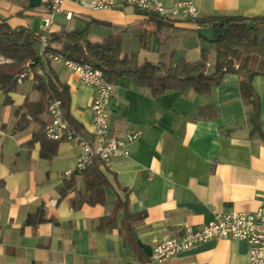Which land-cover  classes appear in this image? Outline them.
<instances>
[{"label":"crops","instance_id":"0c3cea01","mask_svg":"<svg viewBox=\"0 0 264 264\" xmlns=\"http://www.w3.org/2000/svg\"><path fill=\"white\" fill-rule=\"evenodd\" d=\"M160 1L171 6L182 0ZM186 1L198 9L196 18L264 15V0ZM62 9L48 34L56 49L64 45L63 30L91 17L118 25L115 38L117 33L126 38L129 24L137 20L154 29L148 17L131 6L89 11L65 0ZM44 13L41 1L32 5L30 0H0V22L11 27L38 30ZM194 19H171L180 28L175 59L196 60L201 49L214 51L212 41L198 36ZM91 34L100 40L110 32L99 28ZM156 56L154 42L152 49L144 50L143 60L154 61ZM213 58L208 60L211 65ZM41 59L43 68L32 67L31 75L15 81L8 92L0 89V264H142L155 244L180 236L187 225L205 223L216 212L258 207L264 189L263 73L251 79L259 101L258 129H253L252 106L242 100L236 73H225L206 94L169 89L156 97L128 77L118 79L108 107L110 131L123 136L135 130L139 137L129 144L126 157L102 162L100 170L108 182L103 201L79 204L85 190L83 173L75 167L79 147L43 134L49 95L38 85L50 70L68 87L69 116L91 145L95 90L62 62ZM204 106L215 108L195 117ZM118 199L126 201L130 217L124 208L114 209ZM111 215L112 225L101 223ZM126 227L139 248L124 241ZM248 251L245 240L211 238L159 264H247Z\"/></svg>","mask_w":264,"mask_h":264},{"label":"trees","instance_id":"16d2710c","mask_svg":"<svg viewBox=\"0 0 264 264\" xmlns=\"http://www.w3.org/2000/svg\"><path fill=\"white\" fill-rule=\"evenodd\" d=\"M142 12L153 24L154 29L144 28L140 31L139 47L148 50L152 34L157 53L154 61L145 59L139 62L132 53L123 52L121 44L113 36V32L120 27L92 17L87 21L82 20L79 27L60 33L64 40L62 48L56 49L49 42V49L61 53L67 59L89 63L94 69L100 70L105 79L112 84L122 77H128L134 84L148 88L154 97L169 89L179 91L192 89L199 94H206L213 85L221 81L225 73H236L239 76L242 100L252 106L249 118L253 129H258L259 101L252 88L251 79L255 74H264V15L254 18L242 16L195 18L194 22L201 27L227 29L225 35L212 40L214 58L211 65L206 49H201V56L196 60L183 57L175 59L174 52L179 42L180 28L175 26L172 20H164L155 14ZM99 28L109 31L110 34L100 40L91 39L92 31ZM35 31L11 27L6 21L0 22V57L3 59L0 62V89L4 92L15 87L16 75L21 72L28 60L34 62L32 67H44V62L39 56L40 38L35 35ZM46 74V81L40 82L38 87L49 96L61 100L63 117L81 134L80 128L69 116L68 87L58 82L50 70ZM213 108L215 107H201L197 109L195 117H199L202 110L211 112ZM214 114L217 115V110ZM101 165L102 161L95 159L82 171L85 190L82 197L80 196L79 204L83 201L90 204L103 201V188L108 182L100 170ZM79 204L73 203V207H78ZM121 207L124 208L126 217H130L126 201L118 199L114 209ZM113 222L114 215L101 218V223L108 226ZM125 230L124 241L138 247L131 235V228L126 227ZM147 260L144 259L142 264Z\"/></svg>","mask_w":264,"mask_h":264},{"label":"built area","instance_id":"2783aa9c","mask_svg":"<svg viewBox=\"0 0 264 264\" xmlns=\"http://www.w3.org/2000/svg\"><path fill=\"white\" fill-rule=\"evenodd\" d=\"M65 0H41L45 6L42 23L35 35L40 38L39 56L50 61L62 62L78 73L83 84L94 88L91 99V134L94 145L75 131L67 119L63 117L61 100L53 96L47 99L48 121L43 127L46 138L54 141L65 140L79 147L76 157V170L83 171L95 159L108 163L113 158L126 157L129 154V144L139 137L135 130L127 131L123 136L111 133L108 123V107L114 84L108 82L102 72L94 69L89 63L77 62L63 57L59 52L49 49L48 34L56 14L63 11ZM89 11L114 10L119 6H131L141 11L155 14L164 20L193 19L198 16L196 6L186 0L177 1L171 6H165L160 0H73ZM66 13V18L71 17ZM201 26H199L200 28ZM3 59L0 57V62ZM28 60L20 73L16 75V82L32 73V64ZM67 171L65 175H68ZM259 205L253 211L216 212L212 219L200 225H187L180 236L170 237L155 244L148 260L144 264H159L192 245L211 238H230L245 240L249 244L247 264H264V189L258 194Z\"/></svg>","mask_w":264,"mask_h":264},{"label":"rangeland","instance_id":"374dc122","mask_svg":"<svg viewBox=\"0 0 264 264\" xmlns=\"http://www.w3.org/2000/svg\"><path fill=\"white\" fill-rule=\"evenodd\" d=\"M58 19L59 18L56 17V20H58ZM150 25L151 24L146 22L145 20H137V21L129 24L130 33L126 38H125V36L121 35V33L116 34V39L121 44L122 51L129 53V54L132 53L133 57L137 61H140L141 59L143 60V52H144V50L142 48H140L139 45L136 44V42H135V41H137V34L139 33L141 28L150 29ZM153 44H154V37L151 34L149 49H152ZM207 55H208L207 56L208 60L211 61V58H213V56H214V51L209 50Z\"/></svg>","mask_w":264,"mask_h":264},{"label":"water","instance_id":"95a60500","mask_svg":"<svg viewBox=\"0 0 264 264\" xmlns=\"http://www.w3.org/2000/svg\"><path fill=\"white\" fill-rule=\"evenodd\" d=\"M41 0H30L31 4H39ZM227 32L226 28L220 27H200L198 29V36L209 41L216 40Z\"/></svg>","mask_w":264,"mask_h":264}]
</instances>
